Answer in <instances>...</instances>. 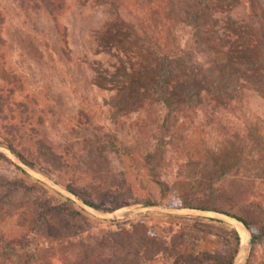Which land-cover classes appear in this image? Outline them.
Wrapping results in <instances>:
<instances>
[{
  "label": "rangeland",
  "instance_id": "rangeland-1",
  "mask_svg": "<svg viewBox=\"0 0 264 264\" xmlns=\"http://www.w3.org/2000/svg\"><path fill=\"white\" fill-rule=\"evenodd\" d=\"M62 2L0 0V264H64L136 224L170 247L142 264H236L245 228L197 207H264V0H208L199 28L183 0ZM155 43L225 67L230 99L170 79V115ZM126 86L143 102L115 120Z\"/></svg>",
  "mask_w": 264,
  "mask_h": 264
},
{
  "label": "trees",
  "instance_id": "trees-1",
  "mask_svg": "<svg viewBox=\"0 0 264 264\" xmlns=\"http://www.w3.org/2000/svg\"><path fill=\"white\" fill-rule=\"evenodd\" d=\"M27 1L28 4H33L38 8H46L49 13H53L55 8L63 6V0H22ZM153 3L155 0H148ZM184 10L189 16V21L193 22L197 28L201 27L200 20L206 22L210 21L208 0H183ZM174 6V4H172ZM4 17L0 9V25L3 23ZM156 39V38H155ZM161 44V42H160ZM162 46V45H161ZM152 47V46H150ZM155 53L157 54L160 64V72L162 75L163 86L160 91V100L167 106L170 105V115L172 114V107L179 106L178 103L170 104L171 90L167 88L165 82L169 83L170 79L175 80L178 84L189 86L192 94L196 87L206 88L230 99L229 94L233 91L234 86L231 85L228 70L219 65L216 61L209 60L198 66H193L188 61V54L180 52L173 45L166 47H158L155 43ZM143 102V96L137 89H132L130 86L123 87L115 95L112 96V118L117 120L124 115L137 110L138 106ZM168 118V117H167ZM28 158V155H22ZM50 158V157H49ZM53 159V158H52ZM50 158V160H52ZM26 161V160H25ZM28 163V161H26ZM29 164V163H28ZM88 204L93 205L91 202ZM134 204L133 202H125V206ZM144 205H151L150 202L142 203ZM175 208H182L180 204H174ZM262 210L258 219L251 217V220L245 219L228 211L218 209L215 206L202 204L197 208L206 211H216L225 213L231 217L242 222L251 231V248L254 250L256 243L264 238V207L259 206ZM143 227L139 224L134 225V234H129L126 231H115L107 233L104 236L94 238L92 242L78 245V252L74 259L67 257L66 253L63 255L64 264H142L145 260H150L153 256L159 254L161 251L170 250V247L159 242L156 237L149 235L148 232L142 230ZM238 241L240 238L238 236ZM75 243H69L73 246ZM233 260L228 262L232 264ZM37 264H53L51 256L41 257ZM246 264H264V262H257L254 251L249 254Z\"/></svg>",
  "mask_w": 264,
  "mask_h": 264
},
{
  "label": "bare ground",
  "instance_id": "bare-ground-1",
  "mask_svg": "<svg viewBox=\"0 0 264 264\" xmlns=\"http://www.w3.org/2000/svg\"><path fill=\"white\" fill-rule=\"evenodd\" d=\"M122 211H124V210H119L118 213L122 212ZM241 237H242L243 247L241 249V252H240V255H239V258H238V261H237L236 264H241L242 263L243 257H244V254H245V250H246V243H247V240H248V235H247V232L244 231V229L241 231Z\"/></svg>",
  "mask_w": 264,
  "mask_h": 264
},
{
  "label": "water",
  "instance_id": "water-1",
  "mask_svg": "<svg viewBox=\"0 0 264 264\" xmlns=\"http://www.w3.org/2000/svg\"><path fill=\"white\" fill-rule=\"evenodd\" d=\"M232 218V217H231ZM233 219H235V218H233ZM236 221H238L237 219H235ZM244 228H245V230L247 231V233H248V235H249V237H248V240H247V245H250L251 244V231L242 223V222H240V221H238ZM246 254V253H245Z\"/></svg>",
  "mask_w": 264,
  "mask_h": 264
}]
</instances>
